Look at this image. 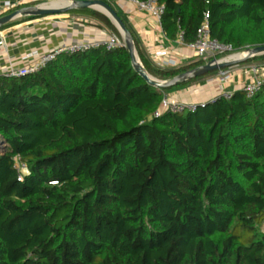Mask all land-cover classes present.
Listing matches in <instances>:
<instances>
[{
  "label": "trees",
  "instance_id": "16d2710c",
  "mask_svg": "<svg viewBox=\"0 0 264 264\" xmlns=\"http://www.w3.org/2000/svg\"><path fill=\"white\" fill-rule=\"evenodd\" d=\"M159 1L171 40L192 43L208 13L213 38L264 45V0ZM64 14L121 38L99 11ZM118 15L152 76L205 63L156 67ZM239 64L263 66L264 55ZM217 72L156 88L121 46L0 75V264H264V84L156 115L164 94Z\"/></svg>",
  "mask_w": 264,
  "mask_h": 264
},
{
  "label": "crops",
  "instance_id": "0c3cea01",
  "mask_svg": "<svg viewBox=\"0 0 264 264\" xmlns=\"http://www.w3.org/2000/svg\"><path fill=\"white\" fill-rule=\"evenodd\" d=\"M109 1L114 10L123 15L133 29L139 47L150 63L156 66L153 55L160 50H168L170 57L178 61L179 67L197 60L194 50L188 44L180 43L177 39H169L161 24L148 13L140 11L133 1ZM12 22H14L13 25L2 30L5 43L4 46H0V75L8 69L10 63L21 65V57L30 51L44 53L61 43L91 38L101 39L113 35L109 29L98 26L99 21L79 15L55 14L28 19L19 17ZM250 65L252 64L233 66L237 75L226 86L218 83L206 85L202 79L173 90L171 93L187 103L211 101L222 92L238 90L244 82H247L251 76Z\"/></svg>",
  "mask_w": 264,
  "mask_h": 264
},
{
  "label": "built area",
  "instance_id": "2783aa9c",
  "mask_svg": "<svg viewBox=\"0 0 264 264\" xmlns=\"http://www.w3.org/2000/svg\"><path fill=\"white\" fill-rule=\"evenodd\" d=\"M72 1L73 0H0V17L22 7L40 4L53 7L57 3L60 5L55 8H60L72 3ZM131 1L136 4L140 11L148 13L153 19H155V21L161 24L162 17L166 11L165 4L160 3L159 0ZM209 18L210 15L206 13L203 23L197 29L195 40L188 44L194 50L197 60H203L205 62L204 64H207L210 62L232 61L244 57L245 50H235L232 45L223 43L219 39L211 36ZM177 41L184 43L183 32L179 33ZM4 43V32L0 30V46H4ZM123 45L122 38H119L114 34L101 39L91 38L69 43H61L48 52L41 53L38 51H30L26 53L21 57V65L10 63V66L2 75L8 78L26 77L42 71L59 56L64 54H77L100 48L112 50ZM153 58L155 59L156 66L160 69L179 67L178 61L170 57L168 50L154 52ZM233 66H230L227 69H220L216 74L206 77L203 79L204 83L206 85L213 83H218L221 86L228 85L237 75V71ZM249 71L251 73L250 79L247 82H244L239 89L243 90L248 97H251L259 92L264 84V65L260 66L252 64L249 66ZM232 93L233 92H222L219 96L231 98ZM206 102L207 101L199 103L183 102L178 99L176 94L170 92L164 94L160 109L156 112V115L159 116L165 111L177 113L187 111L195 112L199 104H205ZM18 165V180L22 181L24 179V174L27 171V166L24 163H18Z\"/></svg>",
  "mask_w": 264,
  "mask_h": 264
},
{
  "label": "water",
  "instance_id": "95a60500",
  "mask_svg": "<svg viewBox=\"0 0 264 264\" xmlns=\"http://www.w3.org/2000/svg\"><path fill=\"white\" fill-rule=\"evenodd\" d=\"M86 8L99 11L111 19L112 23L116 26V28L118 29L121 35V38L124 43L123 46L128 50L130 54L135 71L142 78H144L147 81V83H149L150 85L156 88H160V89L171 88L179 85L180 83L187 82L197 77L206 75L210 72L239 64L252 57L264 55V45L253 48H247L245 50L244 57L240 59H236L232 61H221L216 63L210 62L195 67L184 73H181L170 80L158 79L152 76L143 65L140 56L138 54V50L134 38L131 32L126 28L124 22L122 21L118 13L114 10V8L110 5V3H107L103 0H73L72 3L60 8L43 6L42 4L22 7L7 15L0 17V28L4 26L6 23L11 22L19 17L37 18V17L50 16L55 14H64L70 10H78V9H86Z\"/></svg>",
  "mask_w": 264,
  "mask_h": 264
},
{
  "label": "bare ground",
  "instance_id": "6f19581e",
  "mask_svg": "<svg viewBox=\"0 0 264 264\" xmlns=\"http://www.w3.org/2000/svg\"><path fill=\"white\" fill-rule=\"evenodd\" d=\"M59 5H60V4H57V3H56L53 7H57V6H59ZM61 5H62V4H61ZM99 8H100V7H99ZM100 9H101V8H100Z\"/></svg>",
  "mask_w": 264,
  "mask_h": 264
},
{
  "label": "rangeland",
  "instance_id": "374dc122",
  "mask_svg": "<svg viewBox=\"0 0 264 264\" xmlns=\"http://www.w3.org/2000/svg\"><path fill=\"white\" fill-rule=\"evenodd\" d=\"M246 50V49H245ZM244 51V50H243ZM263 229H264V227H263Z\"/></svg>",
  "mask_w": 264,
  "mask_h": 264
}]
</instances>
